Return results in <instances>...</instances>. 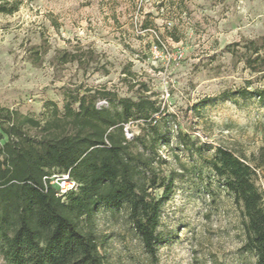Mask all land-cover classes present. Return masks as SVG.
<instances>
[{
    "label": "rangeland",
    "instance_id": "374dc122",
    "mask_svg": "<svg viewBox=\"0 0 264 264\" xmlns=\"http://www.w3.org/2000/svg\"><path fill=\"white\" fill-rule=\"evenodd\" d=\"M3 8L16 10L0 12V108L44 122L82 94L111 107L104 90L150 94L161 106L159 167L172 186L152 191L162 198L155 251L127 205L100 207L105 264H257L213 164L224 148L254 167L264 148V0H0ZM64 53L79 58L65 63ZM254 182L264 196L262 171Z\"/></svg>",
    "mask_w": 264,
    "mask_h": 264
},
{
    "label": "trees",
    "instance_id": "16d2710c",
    "mask_svg": "<svg viewBox=\"0 0 264 264\" xmlns=\"http://www.w3.org/2000/svg\"><path fill=\"white\" fill-rule=\"evenodd\" d=\"M78 58L64 53L61 60ZM254 62L245 59L257 71ZM101 96L111 107H99L98 96L82 94L62 112L55 106L44 122L0 108V255L6 264H105L96 213L124 205L154 253L162 198L152 191L163 189L167 196L172 186L159 167L161 106L146 93L134 98L104 90ZM134 121L139 131L128 138L126 126ZM215 156L213 169L242 210L245 248L264 264V196L254 182L257 170L264 173V148L254 167L224 148ZM55 174H69L78 188L60 195L51 183Z\"/></svg>",
    "mask_w": 264,
    "mask_h": 264
},
{
    "label": "built area",
    "instance_id": "2783aa9c",
    "mask_svg": "<svg viewBox=\"0 0 264 264\" xmlns=\"http://www.w3.org/2000/svg\"><path fill=\"white\" fill-rule=\"evenodd\" d=\"M126 133L128 138L133 137V134L130 133L127 128ZM51 183L56 184L58 186L60 195H63L72 190H76L78 188V183L71 179L69 174H55L51 178Z\"/></svg>",
    "mask_w": 264,
    "mask_h": 264
}]
</instances>
